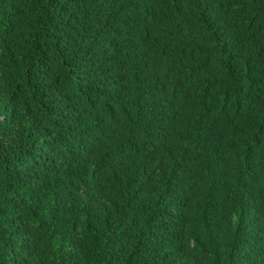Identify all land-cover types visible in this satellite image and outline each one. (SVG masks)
<instances>
[{"label": "trees", "instance_id": "16d2710c", "mask_svg": "<svg viewBox=\"0 0 264 264\" xmlns=\"http://www.w3.org/2000/svg\"><path fill=\"white\" fill-rule=\"evenodd\" d=\"M0 264H264V0H0Z\"/></svg>", "mask_w": 264, "mask_h": 264}]
</instances>
